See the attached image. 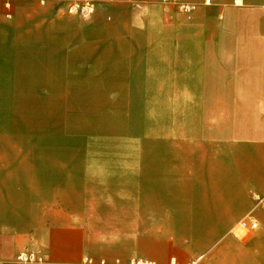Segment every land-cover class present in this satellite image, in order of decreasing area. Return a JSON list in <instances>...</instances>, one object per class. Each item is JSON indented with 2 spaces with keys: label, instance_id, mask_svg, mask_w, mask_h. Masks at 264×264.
<instances>
[{
  "label": "crops",
  "instance_id": "obj_1",
  "mask_svg": "<svg viewBox=\"0 0 264 264\" xmlns=\"http://www.w3.org/2000/svg\"><path fill=\"white\" fill-rule=\"evenodd\" d=\"M66 1L0 0V264L30 247L45 264H264V0H185L190 17L96 0L87 20ZM68 91L148 102L152 123L110 147L27 123L33 102L63 116Z\"/></svg>",
  "mask_w": 264,
  "mask_h": 264
},
{
  "label": "rangeland",
  "instance_id": "obj_2",
  "mask_svg": "<svg viewBox=\"0 0 264 264\" xmlns=\"http://www.w3.org/2000/svg\"><path fill=\"white\" fill-rule=\"evenodd\" d=\"M97 1L105 3L107 0ZM73 96L74 93L72 94V91H68L66 92L64 102L52 103L55 112H58L55 108L59 106V109H61V106H63L64 110H60V112H63V116H43L42 109L44 108V102L42 105L40 102H33L32 116L26 119L27 123L30 119L34 127L41 126L45 128L46 126L57 125L63 122L62 124L65 126L64 140L66 142L77 140L81 142L89 140L107 141L109 145L106 146L108 147L113 146L110 144H114L115 142L135 140L138 134L136 131L138 127L144 124L147 126L152 123V115L148 111V102L131 99L130 96L126 100L119 99L105 102L89 100L88 97L85 99H74ZM143 112H146V114ZM24 119V117H21L18 120ZM4 121L8 120L5 119ZM125 125H128L132 131L130 129V131H126L124 127L122 129V126ZM74 127L81 129L79 139L77 138L78 133L71 132L74 130ZM92 127H97L98 130L89 133L86 129ZM97 151H100V149Z\"/></svg>",
  "mask_w": 264,
  "mask_h": 264
},
{
  "label": "built area",
  "instance_id": "obj_3",
  "mask_svg": "<svg viewBox=\"0 0 264 264\" xmlns=\"http://www.w3.org/2000/svg\"><path fill=\"white\" fill-rule=\"evenodd\" d=\"M12 0H4L5 8H10ZM117 1V0H109ZM148 0H136L133 5L136 8L142 9L144 3ZM162 7L166 11L176 10L186 17H190L191 14L196 10L197 4L188 2L185 0H158ZM64 12L72 15H77L84 20L89 19L96 10V0H67L64 7L62 8ZM9 16V14H6ZM252 198L257 202V204H262L264 208V197L256 193H252ZM247 222H249V229H256L258 227V222L252 216H247L245 220L241 223L242 228L246 229ZM248 230V229H247ZM47 262L45 252L40 247H30L19 251L12 262V264H45ZM85 263L95 264L92 258H86ZM100 264H105V260H100ZM128 264H155V262L144 261L138 258H132L129 260ZM187 264H201V257L198 256L192 259Z\"/></svg>",
  "mask_w": 264,
  "mask_h": 264
}]
</instances>
